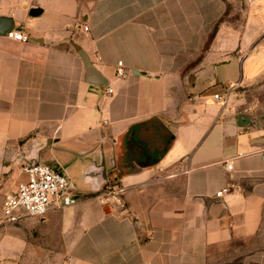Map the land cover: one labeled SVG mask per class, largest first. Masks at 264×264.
Instances as JSON below:
<instances>
[{
	"label": "crops",
	"instance_id": "obj_1",
	"mask_svg": "<svg viewBox=\"0 0 264 264\" xmlns=\"http://www.w3.org/2000/svg\"><path fill=\"white\" fill-rule=\"evenodd\" d=\"M261 1H248L240 29L223 21L225 0H21L0 11L29 38L0 36V207L32 161L63 171L76 199L0 228V264H264V112L238 95L264 87L249 70L264 58V25L247 35ZM71 43L106 87L84 82ZM227 54L245 67L237 81L212 70ZM216 85L224 93L206 96ZM240 115L256 125L240 127ZM109 184L121 206L100 203Z\"/></svg>",
	"mask_w": 264,
	"mask_h": 264
},
{
	"label": "built area",
	"instance_id": "obj_2",
	"mask_svg": "<svg viewBox=\"0 0 264 264\" xmlns=\"http://www.w3.org/2000/svg\"><path fill=\"white\" fill-rule=\"evenodd\" d=\"M84 30L87 28L84 27ZM5 36L19 43L29 41L28 36L15 31H9ZM115 75L119 78L125 77L121 62L117 63ZM107 93H111L110 88ZM214 100L219 102V96H214ZM224 168L231 170V165L225 164ZM23 173L25 180L17 185L16 191L3 197L0 228L14 226L24 217L42 219L51 208L62 210L76 203L74 195L68 191L69 181L63 171L32 161L23 166ZM228 191V188H224L217 192L215 197L220 198ZM98 199L102 204L121 206V190L114 184H109L102 190Z\"/></svg>",
	"mask_w": 264,
	"mask_h": 264
},
{
	"label": "rangeland",
	"instance_id": "obj_3",
	"mask_svg": "<svg viewBox=\"0 0 264 264\" xmlns=\"http://www.w3.org/2000/svg\"><path fill=\"white\" fill-rule=\"evenodd\" d=\"M21 0H0V11L7 9L10 5L17 4ZM226 2V13L223 16V21L233 25L236 29H240L243 25L245 18L248 12V0H225ZM85 5V1L83 2ZM251 18L249 16L247 35L257 34L258 30L262 28L264 25V1L257 3L256 7H254L251 11ZM216 65L213 66L214 72L216 73V79L219 81L221 79H235L238 80V77L241 73V70H245V67L242 68L237 60L236 54H227L221 56L218 59V62H215ZM258 63V64H257ZM264 58L262 57L258 62H253V65L249 70L258 71L259 76L264 74ZM263 70V71H262ZM238 95L240 96L242 93L252 101L259 103L260 108L264 112V87L263 89H257L253 86L250 88H241L238 89ZM241 90V91H240ZM208 94L206 96H211L213 93L223 94L225 90H221L219 85L213 86L208 90ZM24 217L18 224L21 226ZM16 224V225H18ZM14 225V226H16ZM23 228V227H22Z\"/></svg>",
	"mask_w": 264,
	"mask_h": 264
},
{
	"label": "water",
	"instance_id": "obj_4",
	"mask_svg": "<svg viewBox=\"0 0 264 264\" xmlns=\"http://www.w3.org/2000/svg\"><path fill=\"white\" fill-rule=\"evenodd\" d=\"M249 2H253L254 0H248ZM41 13V10L38 8H30L28 15L29 17H37ZM13 22L10 17H5L0 15V36H5L9 31L12 30ZM15 32H19V30L15 29ZM73 50L77 53L79 59L81 60L83 66V80L87 84L95 85L98 87H106L107 81L102 76V74L93 66L88 55L76 44L71 43ZM238 123L240 127L256 125L245 117L240 115L238 117ZM258 142L264 144V137L260 139ZM260 143V144H261ZM165 151V150H164ZM134 172H138L141 169L136 171L135 166L133 167Z\"/></svg>",
	"mask_w": 264,
	"mask_h": 264
},
{
	"label": "trees",
	"instance_id": "obj_5",
	"mask_svg": "<svg viewBox=\"0 0 264 264\" xmlns=\"http://www.w3.org/2000/svg\"><path fill=\"white\" fill-rule=\"evenodd\" d=\"M216 29H217V28L215 27L214 30H213V33L211 34L210 39H212V37L214 36V33H215Z\"/></svg>",
	"mask_w": 264,
	"mask_h": 264
}]
</instances>
